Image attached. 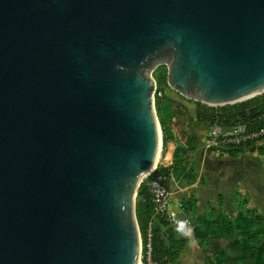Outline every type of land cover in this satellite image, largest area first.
Returning <instances> with one entry per match:
<instances>
[{"label": "water", "instance_id": "1", "mask_svg": "<svg viewBox=\"0 0 264 264\" xmlns=\"http://www.w3.org/2000/svg\"><path fill=\"white\" fill-rule=\"evenodd\" d=\"M207 107L264 94V0H0V264H139L152 71Z\"/></svg>", "mask_w": 264, "mask_h": 264}, {"label": "trees", "instance_id": "2", "mask_svg": "<svg viewBox=\"0 0 264 264\" xmlns=\"http://www.w3.org/2000/svg\"><path fill=\"white\" fill-rule=\"evenodd\" d=\"M154 108L164 144L167 141L175 144L171 154V166L158 168L157 171L169 176L173 172L191 168L195 139L191 134L193 122L186 108L163 95L155 97ZM263 113L264 94L236 105L218 108L195 103V120L197 124L206 127L231 128L236 124H242L247 126L248 132L251 133L260 129L253 119ZM224 151L228 156L239 154V151L232 147H227ZM254 151L264 155L263 148L250 150V152ZM186 181L192 183L193 180L187 178ZM137 198L140 203L136 201L135 218L144 243L146 227L151 218V205L142 184L138 188ZM146 208L148 210L143 211ZM182 209L187 211L189 205L183 203ZM248 212L239 213L233 220L210 219L205 215L195 219L194 236L199 245L206 244L210 240L228 242L224 249H215L205 264H264V241L259 243L258 247L253 245L258 239H264V221L253 211ZM159 224L164 228L167 226L163 221ZM175 234L169 229L161 230L159 225L154 226L152 233L154 262L168 264L177 259L185 243L177 240ZM141 263L146 264L144 254Z\"/></svg>", "mask_w": 264, "mask_h": 264}, {"label": "crops", "instance_id": "3", "mask_svg": "<svg viewBox=\"0 0 264 264\" xmlns=\"http://www.w3.org/2000/svg\"><path fill=\"white\" fill-rule=\"evenodd\" d=\"M189 114L194 122L195 111L189 110ZM229 129L206 127L194 123L192 125L191 134L195 139V146L191 168L194 172V180L188 186L191 188L188 197H192L194 205L184 211L182 209L184 197L178 192H172L168 213L181 219H189L193 228L192 221H195L198 216L205 215L207 207L210 208L212 215H219L220 212L225 214L224 211L230 210V207L236 211L231 202L233 196L243 200L241 206L243 211L240 208L236 216L239 213L253 211L264 221V155L256 151H247L239 152L236 156H228L205 150L204 139L208 136L212 138ZM259 146L264 149V142ZM169 160L170 158L164 159L166 166L170 165ZM176 201L180 203L179 209L175 207ZM174 237L185 244L177 259L168 264H205L215 249H224L228 243L224 240H210L206 244L199 245L196 241L197 243L193 246L189 241L179 238L177 234Z\"/></svg>", "mask_w": 264, "mask_h": 264}, {"label": "built area", "instance_id": "4", "mask_svg": "<svg viewBox=\"0 0 264 264\" xmlns=\"http://www.w3.org/2000/svg\"><path fill=\"white\" fill-rule=\"evenodd\" d=\"M158 96H160V94H158ZM253 122L260 126L259 130L251 133L237 132L238 127H242L241 125L237 124L236 126L231 127L228 131L218 136H213L212 139L205 145V150L225 154L224 150L227 147L237 149L239 152H247L257 148L261 143L264 142V113L256 116L253 119ZM172 181L173 179L171 175L166 176L163 173H159L157 168H155L150 174L145 176L140 183V185H143L146 194L149 196V202L151 205V218L146 227L144 243L140 237L139 264H142L141 253L144 254L146 264H162L152 260V233L155 225H159L161 230L169 229L174 231V219L178 217L174 214L168 213L169 201L172 195ZM160 221L166 223V228L160 226Z\"/></svg>", "mask_w": 264, "mask_h": 264}, {"label": "rangeland", "instance_id": "5", "mask_svg": "<svg viewBox=\"0 0 264 264\" xmlns=\"http://www.w3.org/2000/svg\"><path fill=\"white\" fill-rule=\"evenodd\" d=\"M166 77H167V67L166 66L161 65L159 67H156L152 71L151 78L153 79L154 84H155V88H154V92H153V100H155V97L158 96V94H160V95H163V96L183 105L186 108L188 114H189V110L195 111V102L191 101V100H187V99L183 98L182 96H180L179 94L171 91L169 89V87L167 86ZM193 123L197 124L196 120H194ZM239 125H241L242 127H238L237 132H248L247 126L242 125V124H239ZM218 135H220V134H218ZM211 139L212 138H210V136H208L206 139H204V144L206 145ZM259 147H257V148H259ZM174 149H175V144L172 141H167L164 144V141L162 139L161 129L159 127V145H158V153H157V157H156L157 159H156V165H155V168H157V170H158V168L167 167L166 164L164 163L165 158L166 159L170 158V160H169L170 165L169 166H171V164H172L171 154L174 151ZM171 176L173 179V181L171 182V192H173V193L178 192V194H180V196L184 197L183 203H186L187 205H189V208H192V206L194 205L192 203H194V201L191 199L192 197L191 198L188 197V194L190 193L191 188L188 187L190 183H187V181H186L187 178H191L192 180H194V172L192 171V168L187 167V169L184 171L179 170V171L173 172V173H171ZM137 191H138V189H137ZM136 201L139 202V198H137V194L135 197V204H136ZM231 202H232L233 207L237 209L236 211L230 207V210L227 209L226 211H224L225 214L220 212L219 215H216V214L212 215V213L209 211L210 208L207 207L204 214L206 216H208V218H210V219L219 218L221 220H224V219L225 220H231L236 216V212L239 211L240 208L243 211V208L241 207L243 205L242 204L243 200H240V199L236 198L235 196H233L231 199ZM144 210L147 211L148 209L146 208V209H143V211ZM247 212L248 211H246L244 213H247ZM248 215H250L249 212H248ZM145 217L147 218V215H145ZM192 223L194 225V221H192ZM234 237H235V234H234ZM263 241H264V239H258L256 242L253 243V245H255V247H258V244L262 243ZM142 255H143V253H141V258H142ZM139 263H140V259H139Z\"/></svg>", "mask_w": 264, "mask_h": 264}, {"label": "clouds", "instance_id": "6", "mask_svg": "<svg viewBox=\"0 0 264 264\" xmlns=\"http://www.w3.org/2000/svg\"><path fill=\"white\" fill-rule=\"evenodd\" d=\"M175 207L179 209L180 203L176 201ZM173 230L179 238H183L189 241L190 245H195L197 242L194 236V229L189 219L175 218L173 224Z\"/></svg>", "mask_w": 264, "mask_h": 264}, {"label": "bare ground", "instance_id": "7", "mask_svg": "<svg viewBox=\"0 0 264 264\" xmlns=\"http://www.w3.org/2000/svg\"><path fill=\"white\" fill-rule=\"evenodd\" d=\"M156 159H157V158H156ZM155 165H156V160H155L154 165H153V167L151 168V170L149 171L148 174H150V173L155 169ZM148 174H146L145 176H147ZM145 176H144V177H145Z\"/></svg>", "mask_w": 264, "mask_h": 264}]
</instances>
